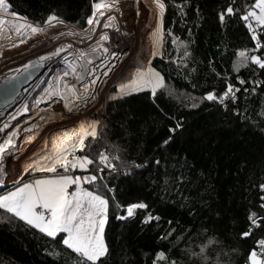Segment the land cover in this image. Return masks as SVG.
<instances>
[{
    "label": "snow or ice",
    "instance_id": "obj_1",
    "mask_svg": "<svg viewBox=\"0 0 264 264\" xmlns=\"http://www.w3.org/2000/svg\"><path fill=\"white\" fill-rule=\"evenodd\" d=\"M122 7L121 0H90V13L83 21L72 24L55 10L42 21H33L13 11L8 0H0V39L7 42L8 48L26 44L48 28L65 29L57 31L51 41L79 37L74 42L53 43L50 50L33 54L34 58L25 55L32 54L30 48H25L24 52L17 53L24 56L25 62L7 68L6 73L0 75V93H3L0 100V109H3L0 110V227L22 226L26 232L38 234L45 240V255L54 260L63 253L74 257L73 264H109L112 253L105 242V229L110 214L120 221L135 219L142 231L155 224L158 233L157 243L151 254H146L145 264L149 261L150 264H177L175 257L170 259L171 253L189 240L191 230L177 236L179 221L165 219L144 199L134 202L119 199L116 195L119 182L113 183L116 177L126 178L153 164L159 170L161 160L156 154L143 161L127 155L130 149L123 133L131 121L126 116L115 120L105 105L111 107L127 97L144 93L154 110L165 119H176L157 103L158 93L166 92L170 97L189 101L185 105L189 108L207 101L229 111L231 104L230 111L234 115L249 119L240 111L241 99L259 100L264 95V0H214V20L218 27L227 30L234 24L239 25L246 43L235 49L227 44L223 49L217 45L216 53L211 54L204 65L207 76H214L215 82L199 98L187 92L177 96L165 75L152 67V60L160 57L175 65L176 74L188 80L193 91L201 87L192 83L200 79L201 63L197 62L193 48L196 44L193 26L188 25L190 12L200 18V4L193 11L190 0L179 3L177 0H144L146 15L152 18L153 24L150 43L127 77L117 72V61L124 54L113 47L115 41L108 31H120L116 14H123ZM169 7L176 9L181 27H187V38L181 39L171 28L165 29ZM136 15H140L139 7ZM166 36L171 38L172 50L177 55L165 54ZM3 47L0 44V49ZM35 47V44L31 46ZM11 59L5 56L0 62ZM229 59L232 60L231 71H219L218 62ZM55 61L60 66L48 75L45 86L42 87L44 77H41L21 89V84L31 81L36 71ZM118 76L120 82L114 90L109 89L110 80ZM41 88L40 93L33 96L36 89ZM41 104L45 107L41 108ZM13 105V110L7 111ZM54 105L60 106V110ZM24 113L29 114L26 120L22 117ZM255 114L264 117V108ZM17 117L22 119L17 121ZM65 121L71 123L70 128L61 127ZM256 126L264 131V127ZM181 127V122L177 121L168 131L175 133ZM38 136L42 147L33 150ZM172 139L169 136L163 140L157 151L169 145ZM186 165L185 161L180 167ZM183 182L184 177L179 173L169 190H178ZM252 187L258 188V206L247 213L246 227L239 237L250 239L259 233L246 253L244 264H264V180ZM184 210L189 216L197 215L195 205ZM165 243L169 246L167 252ZM219 244V240L210 237L206 243L185 246L181 251L189 260L199 259L201 264H209L207 249ZM237 253L238 249H231L230 254ZM213 264H221L220 259Z\"/></svg>",
    "mask_w": 264,
    "mask_h": 264
},
{
    "label": "trees",
    "instance_id": "obj_2",
    "mask_svg": "<svg viewBox=\"0 0 264 264\" xmlns=\"http://www.w3.org/2000/svg\"><path fill=\"white\" fill-rule=\"evenodd\" d=\"M8 3L13 11L33 21H42L55 10L56 14L75 24L90 13V0H8ZM190 4L193 11L197 4L201 6L200 18L190 12L191 18L188 20L196 39L193 45L195 57L201 63L200 79L192 83L201 87L193 91L191 83L176 74L175 65L160 57L152 60V67L165 75L167 84L175 89L177 96L187 92L199 98L215 82L214 76H207L204 65L211 54L216 53L217 45L223 49L227 44L230 49H235L245 46L246 41L239 25L234 24L227 30L218 27L214 20V0H190ZM133 9L137 10L136 7ZM141 17L146 21L142 25L150 22L145 8ZM181 24L176 9L169 7L165 29L171 28L177 37L185 39L189 34L187 27L182 28ZM196 24L202 27H194ZM142 29L146 28L142 26ZM165 54L177 55L172 50L171 38L167 36ZM231 64V59L218 62V70L230 72ZM243 74L246 76L247 72ZM114 88L111 86L109 89ZM158 95L157 103L176 119H165L154 110L151 100L144 93L127 97L111 107L105 105L115 120L126 116L131 121L123 133L125 144L130 149L127 155L143 161L156 154L161 160L159 170L153 164L126 178L116 177L113 183L119 182L117 197L125 202L144 199L165 219L179 221L177 236L191 230L189 240L171 253L170 259L175 257L177 264H201L199 259L189 260L181 250L185 246L206 243L210 237L219 240L220 244L207 249L209 264H213L217 258L221 264H243L247 251L259 236L257 233L250 239L241 240L239 233L246 227L247 213L258 206V188L252 186L264 180V131L256 126L264 127V117L255 114L264 108V95L259 100L241 99L240 111L249 119L234 115L230 111L231 104L229 111L207 101L189 108L185 106L189 101L170 97L166 92ZM177 121L181 122L182 127L175 133L169 132V127H175ZM169 136L173 137L169 145L157 151ZM185 161L187 165L181 168ZM179 173H182L184 182L178 190H169ZM181 204L184 208H181ZM192 205L197 209L195 216H189L184 210ZM105 232V242L112 253L109 264H145L148 258L146 254L150 255L153 245L157 243L156 225L142 231V226L135 219L120 221L110 214ZM44 247V239L34 232H26L22 226L0 227V264H73L74 257L62 253L54 260L45 255ZM168 247L165 243L166 252ZM231 249H238V253L230 254Z\"/></svg>",
    "mask_w": 264,
    "mask_h": 264
},
{
    "label": "rangeland",
    "instance_id": "obj_3",
    "mask_svg": "<svg viewBox=\"0 0 264 264\" xmlns=\"http://www.w3.org/2000/svg\"><path fill=\"white\" fill-rule=\"evenodd\" d=\"M121 4L123 5V7L121 9L123 14L122 15L120 13L116 14L117 15V23L119 25L120 31L117 32L115 29H109L108 30L112 40H116V42H115L116 46L122 43L121 44L122 52L120 50L119 51L124 55H123L122 59L118 60L119 62L117 61L118 66L122 64V62L124 61V59L126 57L130 56V54H128V53H130V50L128 49L129 46L127 45L128 43H126L127 40H126V37L124 36V32H123V31H125V29L122 26L124 24V22L126 20L130 19L132 25H134V27L137 28V29L135 28L134 30H138L137 32H138V37L140 39V43H135V45L132 47L134 49V53H135V51H137V53H139V54H137V56H141L142 52H146L147 46L150 43L149 33H150L151 28L153 26L152 18L147 16V15H146V17H148L150 22L146 25H142L143 23L146 22L145 19H143L141 17L143 15V12H144V1L143 0H121ZM124 4H125V6H124ZM134 7H136V8L141 7L142 8V9L140 8L141 11H140L139 16L136 15V11L133 9ZM130 8H131V10H129ZM125 18H126V20H125ZM137 21H140V23L138 22L139 26L137 24ZM141 25L143 27H145L146 29H142ZM139 27L141 28V30ZM64 30L65 29H63V28H56V29L48 28L44 33L30 38L26 44H21L18 47H14V48H8L7 42L0 39V44L4 45V47L2 49H0V54H2V55H0V59H2V57H5V56L12 58L11 60H3V62H0V75L5 74L7 71V68H9V67L14 68V67H17L20 63L25 62L24 56L17 55V53L24 52L25 48H30L31 53H32V54L25 53V55L28 58H34L33 54L38 55V54H42L45 51L50 50L52 48L53 43L74 42L75 40L79 39V37H61L59 41H51L50 38L52 36H54L57 31H64ZM33 44L36 45L35 48H31V46ZM79 46L83 47L84 45H79ZM139 48H140V50H139ZM134 55H136V53ZM57 66H60V65L56 64V65L52 66L50 69H49L50 66H46L45 71H43L40 75H37L38 77L35 76V77H37V79H35V81L39 80L41 77H44V83H42V87L45 86L48 75ZM46 70H48V71H46ZM133 70H134V66L132 68V71ZM119 82H120V80H111L107 86H108V88H110L111 86H115ZM31 85H33V82L30 84H25L24 87H29ZM23 88H21V89H23ZM41 90H42V88L36 89V92L33 93V96L38 95ZM28 99L31 100L32 98L28 97ZM14 107H15V105H13L11 108H8L7 111H12ZM40 107L43 108V107H45V105L41 104ZM53 107L57 111L60 110V106L54 105ZM0 110H3V109H0ZM28 115H29L28 113L22 114L23 119L26 120ZM22 117H17V121H20L22 119ZM15 122L16 121H14L13 123H15ZM29 123H31V121H29ZM62 123L63 124H61V127L71 126V123L70 122L68 123V121H65V123L64 122H62ZM23 126L24 125L22 124V127ZM40 141H41V139H40ZM35 147L36 148L42 147V144L39 142L37 145H35ZM9 167L11 168L10 165H9ZM243 264H244V262H243Z\"/></svg>",
    "mask_w": 264,
    "mask_h": 264
},
{
    "label": "bare ground",
    "instance_id": "obj_4",
    "mask_svg": "<svg viewBox=\"0 0 264 264\" xmlns=\"http://www.w3.org/2000/svg\"><path fill=\"white\" fill-rule=\"evenodd\" d=\"M125 20H126V18H125ZM122 26L125 29V31H123V32H124V36L126 37V40H127L126 43H128L127 45L129 46L128 49L130 50V53H128V54H130V56L126 57L121 65L118 66V64H117V72H123V76L127 77L128 73L130 71H132L134 64H136L137 58L140 57V56H137V54H139V53H137V51H135L136 55H134L135 54L134 49L132 48L135 45V43H140V39L138 37V32H137L138 30H134L136 27H134V25H132L130 19L126 20ZM139 50H140V48H139ZM114 80H121V77L118 76ZM67 127L70 128L71 126H67ZM40 139H41V137L38 136L36 141L33 142V146H32L33 150L37 149L35 147V145H37L40 142Z\"/></svg>",
    "mask_w": 264,
    "mask_h": 264
},
{
    "label": "flooded vegetation",
    "instance_id": "obj_5",
    "mask_svg": "<svg viewBox=\"0 0 264 264\" xmlns=\"http://www.w3.org/2000/svg\"><path fill=\"white\" fill-rule=\"evenodd\" d=\"M114 41L116 42V40H114ZM121 44H122V43H121ZM121 44H119V45L116 46V44L113 43V47H114L116 50H118V51L120 50V51L122 52ZM56 64H59V62H58V61H55L54 63H52V65L49 67V69H50L52 66L56 65ZM46 66H47V65H46ZM46 66H45V68H46ZM45 68L41 71V73H42L43 71H45ZM49 69H48V70H49ZM48 70H46V71H48ZM41 73H40V74H41ZM40 74H39V75H40ZM37 77H38V76H37ZM37 77H35V78H34L32 81H30V82L28 81L27 84H30V83L34 82L35 79H37ZM23 87H24V86H23ZM23 87H21V88H23Z\"/></svg>",
    "mask_w": 264,
    "mask_h": 264
},
{
    "label": "water",
    "instance_id": "obj_6",
    "mask_svg": "<svg viewBox=\"0 0 264 264\" xmlns=\"http://www.w3.org/2000/svg\"><path fill=\"white\" fill-rule=\"evenodd\" d=\"M44 68H45V67H44ZM44 68H41V69H39L38 71H36V72L33 74L32 79L35 78V76L39 75V74L41 73V71H42ZM31 81H32V80H31ZM24 85H25V84L22 83V84H21V87H23ZM2 96H3V93H0V100H2Z\"/></svg>",
    "mask_w": 264,
    "mask_h": 264
}]
</instances>
